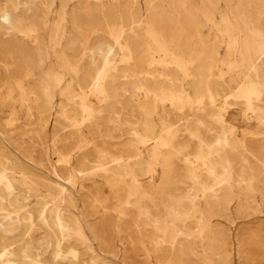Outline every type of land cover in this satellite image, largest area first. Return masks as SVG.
<instances>
[{"label":"rangeland","instance_id":"rangeland-1","mask_svg":"<svg viewBox=\"0 0 264 264\" xmlns=\"http://www.w3.org/2000/svg\"><path fill=\"white\" fill-rule=\"evenodd\" d=\"M148 1L0 0V264H264V0H194L184 52L145 11L125 39Z\"/></svg>","mask_w":264,"mask_h":264},{"label":"bare ground","instance_id":"bare-ground-1","mask_svg":"<svg viewBox=\"0 0 264 264\" xmlns=\"http://www.w3.org/2000/svg\"><path fill=\"white\" fill-rule=\"evenodd\" d=\"M165 2H169V0H164ZM67 2V1H66ZM93 2V1H92ZM135 1H132L133 3ZM140 2V1H139ZM149 4L146 6L144 9H141L142 7H136L135 5L128 3L129 5H126L122 7L120 10L122 12V23H123V29H122V34L125 37L126 40L134 39L135 38V30L137 31L139 27V22H140V16L141 12L145 11L147 14L151 16V20L154 24H156L158 27H160L163 30V33L165 35H168L170 37H173L175 34L180 38V43H181V52L186 51V39L188 37H192L195 35L196 30L194 29V26L196 25L194 19H193V13L195 11V5H194V0H178V3L174 5L175 9V16L173 19L171 18H166L164 16H154L152 15L153 9L157 6L160 5L159 0H149ZM103 1H99L98 5L92 9V11H89L85 17H84V25L87 26L89 23H92L93 25L101 26L104 22H106V19L113 18L114 16H117L116 13L119 10L118 8H113V9H106L103 5ZM141 4V3H140ZM107 5V4H106ZM108 6V5H107ZM106 6V7H107ZM121 6V5H120ZM165 6V5H164ZM7 8V7H6ZM244 3L243 0H236L235 1V7L233 10L234 17L242 24L245 25V19H244ZM96 15V16H94ZM77 14H75L74 17H76ZM149 16V17H150ZM41 17V16H40ZM0 18L4 23L11 24L12 23V15L10 12L7 10H3L0 14ZM256 18V17H255ZM2 24V23H1ZM9 27V26H8ZM7 27V28H8ZM139 30V29H138ZM142 30V29H141ZM140 31V30H139ZM11 32V31H10ZM141 32V31H140ZM203 32V31H202ZM207 32V31H205ZM138 34V33H137ZM143 35V33H140L139 36ZM74 35V34H73ZM208 35V34H207ZM204 35V36H207ZM105 36V35H104ZM211 36V35H210ZM73 37H71L72 39ZM95 39V38H92ZM108 39V38H106ZM138 39V38H137ZM9 40V39H8ZM13 40V39H12ZM17 40V39H16ZM24 40V39H23ZM140 40V37H139ZM86 41V38L83 36L81 31L77 32L75 38L72 39L70 42V45L73 47V49L77 50L81 44H83ZM109 47L110 49H114V45L118 40L114 38L113 40H110ZM134 41V40H133ZM15 42V41H14ZM137 42V41H135ZM141 43H138L135 48L133 49V54L137 59H142L144 58V52H143V45L142 41ZM9 44V42H8ZM124 44V42H123ZM27 45V42H26ZM198 45V44H197ZM11 46V45H10ZM15 47V45H13ZM17 46V45H16ZM18 46H20L18 44ZM64 46V45H63ZM62 46V49H63ZM200 46V45H199ZM198 46V47H199ZM66 47V45H65ZM218 47V46H217ZM220 47V46H219ZM7 48V47H6ZM258 48V46H257ZM10 49V48H9ZM219 49V48H217ZM260 49V47H259ZM16 50V49H15ZM115 51V50H114ZM26 52V51H25ZM86 52H91V48L89 46L85 47V53ZM116 52V51H115ZM20 53V52H18ZM23 53V52H22ZM259 55H264V48L258 50ZM109 54V53H108ZM209 54H214V50H210ZM26 55V54H25ZM24 55V56H25ZM23 56V55H22ZM27 56V55H26ZM19 57V56H18ZM28 57V56H27ZM31 57V56H30ZM32 58V57H31ZM135 62V61H134ZM20 63V62H19ZM21 64V63H20ZM201 64V63H200ZM41 65V64H40ZM4 67V66H3ZM143 67V66H142ZM18 68V66L16 67ZM144 68V67H143ZM20 69V67H19ZM156 70V69H155ZM2 71V70H1ZM158 71V70H157ZM263 71H264V66H263ZM11 72V71H10ZM163 72V70H162ZM13 74V73H12ZM8 75V74H7ZM15 75V74H14ZM6 75H4L5 77ZM10 76V74H9ZM14 77V76H13ZM10 77V78H13ZM15 78V77H14ZM101 76H96V77H91L87 80V85L91 83H95L96 85L99 83ZM5 79V78H4ZM8 80V79H7ZM6 81V80H5ZM192 81V80H191ZM256 81L262 85L263 78L261 76L256 77ZM11 82V81H10ZM193 82V81H192ZM85 84V85H86ZM197 82L195 81V85ZM178 86V85H176ZM203 86V85H201ZM180 88V85L178 86ZM205 87V86H204ZM90 89V88H89ZM194 90V88H193ZM201 92V91H200ZM194 93V92H193ZM84 106V105H83ZM153 119V118H152ZM142 125V124H141ZM56 175V174H55ZM69 183V182H68ZM60 192V191H59ZM63 192V191H62ZM67 196V195H66ZM71 204V202H70ZM99 204V203H98ZM100 205V204H99ZM172 239V238H171Z\"/></svg>","mask_w":264,"mask_h":264}]
</instances>
